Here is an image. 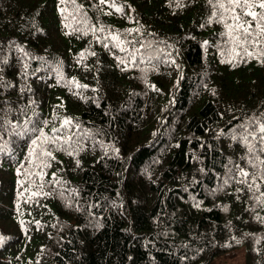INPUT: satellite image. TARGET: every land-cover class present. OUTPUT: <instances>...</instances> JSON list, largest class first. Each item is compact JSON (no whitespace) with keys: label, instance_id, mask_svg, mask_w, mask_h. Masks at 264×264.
<instances>
[{"label":"trees","instance_id":"obj_1","mask_svg":"<svg viewBox=\"0 0 264 264\" xmlns=\"http://www.w3.org/2000/svg\"><path fill=\"white\" fill-rule=\"evenodd\" d=\"M228 24L218 0H0V264H264V34Z\"/></svg>","mask_w":264,"mask_h":264},{"label":"snow or ice","instance_id":"obj_2","mask_svg":"<svg viewBox=\"0 0 264 264\" xmlns=\"http://www.w3.org/2000/svg\"><path fill=\"white\" fill-rule=\"evenodd\" d=\"M103 2L104 0H101V3ZM218 7L231 14L233 24H228L226 27L230 29L229 35L232 34V31H236L240 34L234 36L233 39L241 44L250 42L249 38L252 36L253 22H255V28L257 29L256 35L260 36L264 34V11H255L256 8L264 10V0H227L226 4L218 0ZM245 17H250L251 21L246 20ZM245 51H247V49H245ZM12 127L14 130L17 128V126ZM53 131H56V129H53ZM260 132L264 133V127H261ZM16 134H20L19 131H16ZM40 137H44L42 130L40 131ZM40 137H37V140H39ZM37 140L32 141L33 145L37 143ZM260 141L264 144V135H261ZM5 150V146L0 145V151ZM260 151L264 152V148H261ZM43 154L48 156L51 155L50 152H44ZM240 174L244 177L249 175L244 169H240ZM3 239V237H0V241Z\"/></svg>","mask_w":264,"mask_h":264},{"label":"rangeland","instance_id":"obj_3","mask_svg":"<svg viewBox=\"0 0 264 264\" xmlns=\"http://www.w3.org/2000/svg\"><path fill=\"white\" fill-rule=\"evenodd\" d=\"M243 248H240L236 251V254H234L231 257H228L226 260L225 258L218 264H243Z\"/></svg>","mask_w":264,"mask_h":264}]
</instances>
